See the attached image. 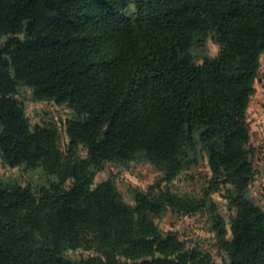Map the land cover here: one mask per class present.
Listing matches in <instances>:
<instances>
[{"label": "trees", "instance_id": "16d2710c", "mask_svg": "<svg viewBox=\"0 0 264 264\" xmlns=\"http://www.w3.org/2000/svg\"><path fill=\"white\" fill-rule=\"evenodd\" d=\"M210 36L219 54L196 59ZM263 52L264 0H0V165L56 177L37 199L0 174V264H219L159 226L203 208L231 264H264L247 119ZM23 88L72 110L66 152L54 123L31 122ZM203 157L199 199L95 182L107 162L147 161L169 182ZM221 186L231 236L210 196ZM78 248L95 253L66 258Z\"/></svg>", "mask_w": 264, "mask_h": 264}, {"label": "rangeland", "instance_id": "374dc122", "mask_svg": "<svg viewBox=\"0 0 264 264\" xmlns=\"http://www.w3.org/2000/svg\"><path fill=\"white\" fill-rule=\"evenodd\" d=\"M221 45L210 36L205 47H193L191 49L196 59L205 55L217 56ZM256 91L253 95L248 111L247 119L251 132V155L250 159L255 170L254 181L250 186V195L264 210V52L260 57V69L255 82ZM20 98L26 109V113L34 124L44 125L54 123L59 131L61 149L66 152L70 139L67 134V121L73 116L72 110L65 104L55 101H39L33 97L28 88H23ZM80 155L86 157L87 150L80 148ZM0 174L10 177L25 187H30L37 199L49 198L56 192V177L47 173L42 167L27 169L25 166L11 167L0 165ZM212 171L207 157H203L197 166H192L182 172L173 180L163 181L164 172L158 170L147 161L134 162L128 166H118L115 163L103 164L96 175L95 182L99 183L109 177L115 178L119 188L126 198H130V188L138 187L149 190L155 187L169 189L177 196L188 195L191 198H201L204 189L209 185ZM69 183L64 185L68 187ZM227 186H221L210 193L211 199L216 203L218 213L226 220L229 236H231V219L234 211L227 200ZM164 234H175L192 249L197 248L212 255L213 260L219 264H231L228 253L220 248L217 237L212 231L213 217L207 208L197 212L183 213L168 210L158 221ZM83 248L68 250L66 258L77 261L83 257L94 254Z\"/></svg>", "mask_w": 264, "mask_h": 264}]
</instances>
